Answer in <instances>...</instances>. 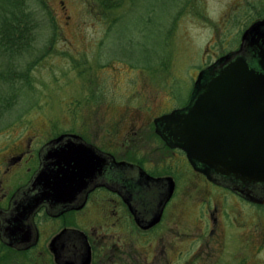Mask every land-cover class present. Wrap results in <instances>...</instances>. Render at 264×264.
<instances>
[{"label": "rangeland", "instance_id": "rangeland-1", "mask_svg": "<svg viewBox=\"0 0 264 264\" xmlns=\"http://www.w3.org/2000/svg\"><path fill=\"white\" fill-rule=\"evenodd\" d=\"M105 1L29 0L38 23L31 48L0 54V75L12 76L0 81V161L19 155L0 183L6 195L32 172L38 148L68 132L110 146L106 134L117 135L118 158L172 173L185 162L156 138L152 118L184 105L197 72L264 17V0ZM183 175L162 222L143 232L123 221L119 235L109 231L115 249L92 264H264V205ZM0 264L51 260L0 241Z\"/></svg>", "mask_w": 264, "mask_h": 264}, {"label": "water", "instance_id": "water-1", "mask_svg": "<svg viewBox=\"0 0 264 264\" xmlns=\"http://www.w3.org/2000/svg\"><path fill=\"white\" fill-rule=\"evenodd\" d=\"M241 40L250 41L264 68V19L253 22ZM239 51L228 52L202 69L189 103L156 118L155 131L169 146L183 149L194 169L210 180L230 183L249 200L264 203V73L249 67ZM71 136L77 138L65 134L59 137L58 145L47 146L50 160L46 166L52 164L55 168L37 173L35 183L42 185V192L33 195L9 223V236L21 235L26 247L33 242L28 239L29 230L25 232L21 226L25 211L44 198L65 203L101 168L102 159L93 148ZM173 187L169 179L167 199ZM159 215L149 224L158 221ZM82 248V242L76 243L74 254L81 253L80 258L65 263L88 264L90 252L86 243Z\"/></svg>", "mask_w": 264, "mask_h": 264}, {"label": "flooded vegetation", "instance_id": "flooded-vegetation-1", "mask_svg": "<svg viewBox=\"0 0 264 264\" xmlns=\"http://www.w3.org/2000/svg\"><path fill=\"white\" fill-rule=\"evenodd\" d=\"M239 49V54L248 63L249 67L264 73V68L260 67L258 61L257 50L255 51L251 47L249 40L242 42L240 36L237 46L232 47L228 51L231 52ZM186 104L187 102L180 107ZM172 109L174 108H170L168 111ZM162 113L165 112H161L159 115ZM159 115L152 118L155 136L164 144L167 150H172L177 154L179 160L185 162L182 166L177 165L172 170V173L164 169H162L161 173L152 172L153 168L149 166L150 164H144L141 161L137 162L130 157L118 158L114 154L115 151L113 150L116 149L119 143L121 144V140L117 135H112L109 132L106 134L109 137L110 146L108 144H101L102 139L98 140V137L95 136L89 138L75 132L65 133L76 135L77 138H72L73 136H71L72 140L90 145L94 152L102 159L101 168L94 173V176L88 181L86 186L78 190L70 198L71 200L69 199L70 201L66 200L63 201L65 203H57L50 198H44L35 207L25 211L22 215L23 218H21V226L25 232L29 230L30 234L27 232V236L30 242H33L32 245L26 247L27 244H23L20 239L21 235L9 236L8 226L14 216L18 214L33 195H38L42 192V185L35 183L37 173L48 167L55 168L52 164L46 166L50 160L46 156L48 153L47 146L58 145L60 142L58 141L59 137L45 142L46 144L38 148L36 153L37 163H35V167L24 182L16 188L9 186L7 189L9 190L8 192H11L8 195L5 194L6 190L3 193L2 187H0V241L19 250L37 248L40 252H44L49 256L51 264H66L65 262L69 260L80 258L81 253L74 254V246L76 243L82 242L83 248L86 243L90 252L89 264L95 261L100 262L106 252L115 249L117 235L114 236V234L117 232L116 234L119 235V232H121L120 226L122 227L123 221L128 222L133 219L138 231L143 232L152 229L156 224L162 222L167 205L173 199L177 181L182 180L184 178L183 174L187 172L193 175L199 181L198 183L206 187V189L216 188L229 193L241 202L255 204L254 202L251 203L245 195H241L230 187V183L226 184L221 181L210 180L207 175L192 167L183 150L167 145L155 132L154 119ZM120 147H122V144ZM17 159H19L18 153L12 152L7 153L5 159L0 161V183L3 180H10L15 175L17 167H11L12 164L8 162H13L14 164ZM156 166L164 167L163 162L158 163ZM179 177L181 178L179 179ZM169 179H172L174 188L171 197L167 199ZM158 213L160 214L159 220L153 224H149ZM73 221L76 224H73ZM79 224L83 227L78 226ZM99 227H104L103 232H99ZM114 229H118V231L109 232ZM123 231L132 232L130 229ZM81 232L84 237L81 236ZM213 232L214 230L209 231L210 234H213ZM52 239H56V241L51 245Z\"/></svg>", "mask_w": 264, "mask_h": 264}, {"label": "trees", "instance_id": "trees-1", "mask_svg": "<svg viewBox=\"0 0 264 264\" xmlns=\"http://www.w3.org/2000/svg\"><path fill=\"white\" fill-rule=\"evenodd\" d=\"M40 3L44 4V0ZM34 18L35 13L30 7L29 0H0V54L9 56L31 48L34 30L38 25ZM54 33V36L58 35L56 29ZM11 80L12 76L9 73L0 75L1 82Z\"/></svg>", "mask_w": 264, "mask_h": 264}]
</instances>
